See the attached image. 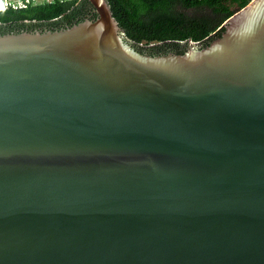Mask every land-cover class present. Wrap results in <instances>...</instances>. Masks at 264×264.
I'll use <instances>...</instances> for the list:
<instances>
[{
  "label": "water",
  "instance_id": "1",
  "mask_svg": "<svg viewBox=\"0 0 264 264\" xmlns=\"http://www.w3.org/2000/svg\"><path fill=\"white\" fill-rule=\"evenodd\" d=\"M88 1L0 35V264H264V0L159 55Z\"/></svg>",
  "mask_w": 264,
  "mask_h": 264
},
{
  "label": "trees",
  "instance_id": "2",
  "mask_svg": "<svg viewBox=\"0 0 264 264\" xmlns=\"http://www.w3.org/2000/svg\"><path fill=\"white\" fill-rule=\"evenodd\" d=\"M250 1L107 0V3L125 36L135 45L141 44L147 53L159 55L184 52L183 44L188 40L207 45L222 33L223 22ZM86 12L87 2L78 0L0 10V35L72 23Z\"/></svg>",
  "mask_w": 264,
  "mask_h": 264
},
{
  "label": "rangeland",
  "instance_id": "3",
  "mask_svg": "<svg viewBox=\"0 0 264 264\" xmlns=\"http://www.w3.org/2000/svg\"><path fill=\"white\" fill-rule=\"evenodd\" d=\"M55 1L66 2L72 0H0V10H18L26 7L49 4Z\"/></svg>",
  "mask_w": 264,
  "mask_h": 264
},
{
  "label": "flooded vegetation",
  "instance_id": "4",
  "mask_svg": "<svg viewBox=\"0 0 264 264\" xmlns=\"http://www.w3.org/2000/svg\"><path fill=\"white\" fill-rule=\"evenodd\" d=\"M78 1H80V2L81 1H86L87 2V12L84 14V16H81L80 18L75 19L72 23L70 21V23L69 22H67V23L64 22V23H60L57 26H52V25L51 26H39V27L37 26V27H34L32 29V32H34V31H40V32L56 31V30H60V29H65L66 27L69 26V24H74L79 19H82V21L85 20V19H90V20L95 19L96 18V14L94 12L93 7L89 3V1L88 0H78Z\"/></svg>",
  "mask_w": 264,
  "mask_h": 264
}]
</instances>
